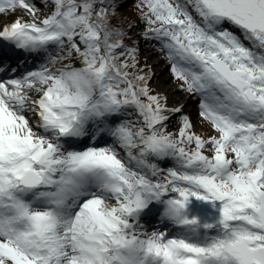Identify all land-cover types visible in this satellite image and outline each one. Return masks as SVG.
Masks as SVG:
<instances>
[{
	"label": "snow or ice",
	"instance_id": "1",
	"mask_svg": "<svg viewBox=\"0 0 264 264\" xmlns=\"http://www.w3.org/2000/svg\"><path fill=\"white\" fill-rule=\"evenodd\" d=\"M126 6L0 0V264H264V0Z\"/></svg>",
	"mask_w": 264,
	"mask_h": 264
},
{
	"label": "rangeland",
	"instance_id": "2",
	"mask_svg": "<svg viewBox=\"0 0 264 264\" xmlns=\"http://www.w3.org/2000/svg\"><path fill=\"white\" fill-rule=\"evenodd\" d=\"M127 6L123 9H121V14L128 16L129 18H135V5L131 3V0L127 1ZM141 30L143 29V25L141 24ZM141 48V61L143 62L144 58H148V63L152 65L153 69L159 70L160 74L154 77L152 81V87L159 89L163 91L165 94L168 95L170 91L174 94L176 97V100L172 102H169L170 106H180L185 101H181V91L178 90L176 82L172 79V76H170V70L166 66V63L164 62V59L160 62L161 55L158 54V51L153 48L152 45L145 43L144 41H141L140 44ZM164 68V69H163ZM191 98L193 96H190V102ZM186 100V99H185ZM194 107L193 104H189L188 101H186L185 105V111L184 114H187L190 119L193 121L195 125H197L196 130H203L199 124V116L196 114L195 110L192 108ZM179 127L178 118H174L170 125V131L175 130Z\"/></svg>",
	"mask_w": 264,
	"mask_h": 264
},
{
	"label": "bare ground",
	"instance_id": "3",
	"mask_svg": "<svg viewBox=\"0 0 264 264\" xmlns=\"http://www.w3.org/2000/svg\"><path fill=\"white\" fill-rule=\"evenodd\" d=\"M169 98H170V102H172V100L173 101L176 100V97L174 96V94L172 93V91L169 92ZM180 98H181V101L186 99V97H185L184 94H182Z\"/></svg>",
	"mask_w": 264,
	"mask_h": 264
}]
</instances>
